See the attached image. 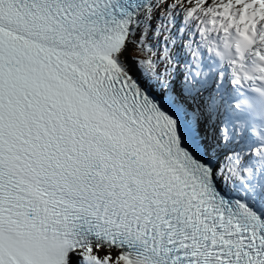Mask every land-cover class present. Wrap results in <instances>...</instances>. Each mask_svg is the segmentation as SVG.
<instances>
[{"label": "snow or ice", "instance_id": "obj_1", "mask_svg": "<svg viewBox=\"0 0 264 264\" xmlns=\"http://www.w3.org/2000/svg\"><path fill=\"white\" fill-rule=\"evenodd\" d=\"M246 91L264 0H0V264H264Z\"/></svg>", "mask_w": 264, "mask_h": 264}, {"label": "clouds", "instance_id": "obj_2", "mask_svg": "<svg viewBox=\"0 0 264 264\" xmlns=\"http://www.w3.org/2000/svg\"><path fill=\"white\" fill-rule=\"evenodd\" d=\"M230 43L232 45V54H235L234 53V48H235V45L237 43L240 44V49H241V52L244 54V68L245 70H247L249 73H253L254 72V69L255 67L257 66L258 64V61L256 59L255 56H253L250 60L249 63H245L246 59H248V54L253 52V49L255 46L253 45H250V44H247L246 42L242 41L240 39V37L238 35H236L235 33L231 34L230 36ZM257 46H258V42H257ZM229 58V53H225V59H228Z\"/></svg>", "mask_w": 264, "mask_h": 264}, {"label": "trees", "instance_id": "obj_3", "mask_svg": "<svg viewBox=\"0 0 264 264\" xmlns=\"http://www.w3.org/2000/svg\"><path fill=\"white\" fill-rule=\"evenodd\" d=\"M151 38V34H149V39Z\"/></svg>", "mask_w": 264, "mask_h": 264}, {"label": "rangeland", "instance_id": "obj_4", "mask_svg": "<svg viewBox=\"0 0 264 264\" xmlns=\"http://www.w3.org/2000/svg\"><path fill=\"white\" fill-rule=\"evenodd\" d=\"M116 253H113V255H115Z\"/></svg>", "mask_w": 264, "mask_h": 264}]
</instances>
